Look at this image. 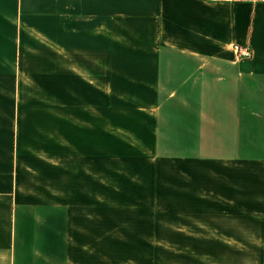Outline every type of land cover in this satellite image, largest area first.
<instances>
[{
    "label": "crops",
    "instance_id": "1",
    "mask_svg": "<svg viewBox=\"0 0 264 264\" xmlns=\"http://www.w3.org/2000/svg\"><path fill=\"white\" fill-rule=\"evenodd\" d=\"M235 262L264 264V0H0V264Z\"/></svg>",
    "mask_w": 264,
    "mask_h": 264
},
{
    "label": "rangeland",
    "instance_id": "2",
    "mask_svg": "<svg viewBox=\"0 0 264 264\" xmlns=\"http://www.w3.org/2000/svg\"><path fill=\"white\" fill-rule=\"evenodd\" d=\"M125 71L126 72L127 71L132 72L131 70H129L127 68H125ZM29 93H33V91H27V94H29ZM106 119L107 120H109V119L110 120L117 119V120H123V121L127 120L128 121L129 118L123 117V115H114L113 116V115L107 114L106 115ZM143 120H146V119H143ZM148 121H150L151 124H154V121L152 119H150ZM148 132L151 133V131L147 129V138H148V135H150ZM143 147H145L144 148L145 151H151L152 153H154L155 150H156L153 143L146 144ZM158 149L156 151L157 153L159 151ZM161 149H162V152H165L164 147H161ZM105 150L109 151L110 153H113V152L116 153L117 152V153H120V154L125 155V156L133 155V154H139V152L137 150L133 149L132 146L130 145V143H128L127 140H124L122 135H120L118 133H111V135L106 137ZM244 237L249 238V235L244 236ZM234 264H240V263L235 262ZM243 264H250V263L249 262H244Z\"/></svg>",
    "mask_w": 264,
    "mask_h": 264
},
{
    "label": "built area",
    "instance_id": "3",
    "mask_svg": "<svg viewBox=\"0 0 264 264\" xmlns=\"http://www.w3.org/2000/svg\"><path fill=\"white\" fill-rule=\"evenodd\" d=\"M234 59V62L250 61L254 59V51L251 47L246 45L233 44L230 48Z\"/></svg>",
    "mask_w": 264,
    "mask_h": 264
}]
</instances>
